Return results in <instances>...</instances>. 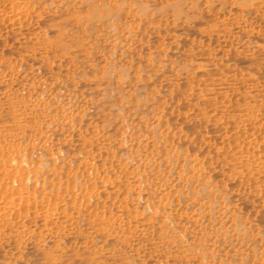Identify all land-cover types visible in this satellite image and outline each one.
Returning a JSON list of instances; mask_svg holds the SVG:
<instances>
[{
  "label": "bare ground",
  "instance_id": "6f19581e",
  "mask_svg": "<svg viewBox=\"0 0 264 264\" xmlns=\"http://www.w3.org/2000/svg\"><path fill=\"white\" fill-rule=\"evenodd\" d=\"M0 264H264V0H0Z\"/></svg>",
  "mask_w": 264,
  "mask_h": 264
}]
</instances>
